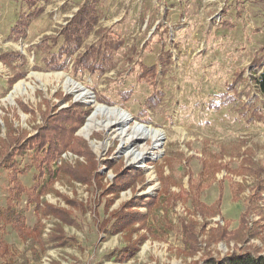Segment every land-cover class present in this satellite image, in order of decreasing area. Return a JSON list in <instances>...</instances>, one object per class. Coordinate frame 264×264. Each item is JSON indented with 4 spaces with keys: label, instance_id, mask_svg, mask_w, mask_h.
Here are the masks:
<instances>
[{
    "label": "rangeland",
    "instance_id": "374dc122",
    "mask_svg": "<svg viewBox=\"0 0 264 264\" xmlns=\"http://www.w3.org/2000/svg\"><path fill=\"white\" fill-rule=\"evenodd\" d=\"M85 4L97 9L96 29L64 60V70L48 69L44 57L58 47L36 46L44 37L57 35ZM26 22L25 33L16 38L14 27ZM99 28H111L124 39L115 55L117 67L102 74L75 73V59L98 41ZM9 52L25 61L14 60L11 66L0 61L1 137L6 133L5 119L32 136L43 125L40 110L49 109L46 102L52 111L77 102L91 109L76 135L95 153L103 184L115 181L120 166L123 172L141 171L143 177H134L136 190L121 191L116 199L103 196L95 182L89 187L70 179L58 181L57 191L85 204V210L73 209L76 225L64 226L69 239L65 246L51 238L61 222L52 216L40 222L35 206H28L24 197L17 209L29 227L43 223V244L23 241L12 226L1 222L0 264H201L207 255L222 258L241 249L264 254V189L260 199L254 196L264 172L259 178L243 170L247 159L264 167V97L253 80L264 67V0H0V55ZM153 67L157 72L150 71ZM18 75L23 78L11 85ZM21 82L20 94L11 99ZM73 85L80 90H72ZM103 106L121 110L128 120L112 127L119 120L97 115L92 120L96 127L86 138L83 129ZM138 125L159 131L160 141L142 137L137 142L142 149H135L130 144ZM29 162L30 157H24L21 167L30 169L20 175L27 188L34 174ZM63 163L75 166L86 160L67 151L57 165ZM219 165L221 171L215 173ZM160 172L169 177L168 193L158 178ZM10 186L8 170L0 169L2 209ZM192 186L205 208L193 204ZM174 194L179 198L170 202ZM161 195L163 207L148 215L152 230L134 235L146 236L139 251L123 262L109 260L113 250L125 245V234L101 232L102 222L135 196L145 199L137 210L147 214L148 199ZM221 196L219 214L203 216L201 211L215 206ZM45 200L70 209L61 196L52 194ZM244 216L241 235L212 240L217 229L238 231ZM182 224H193L198 232L199 249L193 257L183 253ZM1 241L8 248L5 255Z\"/></svg>",
    "mask_w": 264,
    "mask_h": 264
},
{
    "label": "trees",
    "instance_id": "16d2710c",
    "mask_svg": "<svg viewBox=\"0 0 264 264\" xmlns=\"http://www.w3.org/2000/svg\"><path fill=\"white\" fill-rule=\"evenodd\" d=\"M98 23L99 17L97 16L95 5L85 4L62 27L57 35L44 37L36 46L37 48L50 50L56 46L58 47L56 53L51 52L53 53L51 54L49 51L44 57L43 62L46 67L55 71L64 70V60L81 48L83 41L96 29ZM28 24L26 22L14 27L13 32L16 38L25 33ZM96 33L100 34L98 41L92 44L84 53H80L74 61V72L77 74L80 72L91 75L97 72L102 74L117 67L115 55L124 47V39L120 35L115 36L111 28H99L96 30ZM14 60L24 62L25 57L13 52L0 55V61L6 66H11ZM255 62L259 65L261 59H257ZM155 69L153 67L150 71L154 70L157 72ZM150 71L147 70L142 75ZM261 71L253 80L258 91L264 97V67ZM21 78H23V75L15 76L14 80L10 81L11 85ZM150 100L153 101V97ZM46 104L49 109L47 111L40 110L43 125L38 126L36 129L37 133L32 136L27 131L17 129L10 119H5V137L0 136V169L8 170L11 186L6 208H0V223L3 222L6 225L12 226L23 241L43 244L42 237L45 228L43 223L35 228L29 227L26 216L17 209V206L25 197L28 206H35V212L40 222H42L43 218L50 216L57 218L61 222L57 226L55 233L51 234V238L58 246H65L69 243V239L65 236L64 226L76 225L77 221L74 218L73 209L81 208L85 210V204L78 202L76 199L63 196L57 191L55 184L58 181L70 179L89 187L96 183L97 189L103 192V196H112L116 199V197H119L121 191L130 188L136 190L134 177L139 179L141 171L128 172L125 170L123 172L124 166H120L122 168L119 167L117 169L115 181L110 185H104V175L101 174L98 168L99 163L95 153L90 149L86 140L76 135L79 129L83 127L85 117L90 115L91 109L76 102L65 109L58 111L54 109L53 112L50 110V104L48 102ZM22 108L24 112L28 111L26 105H22ZM254 114L261 115L256 110ZM67 151L83 157L86 163H79L75 166L67 163L57 165L62 154ZM26 156L30 157V167L34 170L33 184L30 188H27L20 179V175L27 173L30 169L25 166L21 167L23 159ZM18 158H21V160ZM105 164L109 168L113 167L109 160H106ZM254 167H256L254 161L247 159L243 170L249 173H256L260 178L264 172V167H256L255 170H252ZM221 168L222 166L219 165L214 170L215 173L221 171ZM226 169L227 171L230 170L227 167ZM158 176L163 185L164 192L168 193L171 186L168 183L169 177L164 176L162 172ZM263 189L264 180L260 178L254 193L256 199L261 198L260 193ZM191 190L193 204L199 205L200 208H205L200 202L199 191H196L194 186H192ZM52 194L64 198L70 209L58 207L46 200L44 201L46 196ZM188 194L190 193L188 192ZM161 198L162 195L159 198L148 199V203L145 204L147 214H144L139 209L137 210V208L143 204L145 199L135 196L134 199L122 204L120 209L112 211L110 218L102 222L99 228L101 232L112 234L123 232L125 234V245L113 250L108 255L109 260L123 262L139 251L146 236L141 234L137 235V238L134 239V235L143 230H152L153 227L149 223L148 215L154 216L155 211L163 207ZM177 198L179 197L176 194L171 195L169 201L175 202ZM112 203L113 200L108 202L106 206L107 211ZM221 203L222 196L217 200L215 206L210 207V209H203L201 213L203 216L214 217L219 214L218 208ZM245 220L244 216L238 231L231 233L226 229H217L212 233L214 236L211 239H219L217 236L224 239L228 234L230 236L235 234L241 235L244 230ZM111 221H113L112 224H110ZM182 228L185 245L183 253L188 257H193L199 249L198 232L193 228V224H182ZM1 246L2 254L5 255L8 252V248L4 245L3 241H1ZM201 264H264V254H260L253 249H241L222 258L207 255Z\"/></svg>",
    "mask_w": 264,
    "mask_h": 264
},
{
    "label": "bare ground",
    "instance_id": "6f19581e",
    "mask_svg": "<svg viewBox=\"0 0 264 264\" xmlns=\"http://www.w3.org/2000/svg\"><path fill=\"white\" fill-rule=\"evenodd\" d=\"M22 85H23V83L21 82V83H18L14 87V89L12 90V92L10 94V98L11 99L17 98L18 94H20V90H21V86ZM71 89L72 90L78 89L77 91H79L80 87L78 88V86H76V85L74 86L73 85V88H71ZM81 97L90 98L89 97V93H81ZM97 115H106L105 117H109V118H112V119H115V120H119L118 124L115 125V126H112V127H117L119 124H121L125 120H128V117H126L127 114L122 113L121 110H119V109H111L110 110L108 108H105L104 106L103 107H98L97 111L94 114V116L89 119L87 125L83 129V132H84V135H85L86 138H90L91 137L92 131L96 127L95 124H92V120ZM133 133H134V135L132 137L133 140H132L130 145L134 146L135 149L136 148L142 149V148H139V146L137 144L139 139H141L142 137H146L147 138L149 136H152L154 138V140H156L157 143L160 141V137H161V134H160L159 131H154L153 129L147 128L146 126H142V125H138L137 127H135V131Z\"/></svg>",
    "mask_w": 264,
    "mask_h": 264
},
{
    "label": "crops",
    "instance_id": "0c3cea01",
    "mask_svg": "<svg viewBox=\"0 0 264 264\" xmlns=\"http://www.w3.org/2000/svg\"><path fill=\"white\" fill-rule=\"evenodd\" d=\"M42 220H43V219H42ZM44 230H46V228H45Z\"/></svg>",
    "mask_w": 264,
    "mask_h": 264
}]
</instances>
